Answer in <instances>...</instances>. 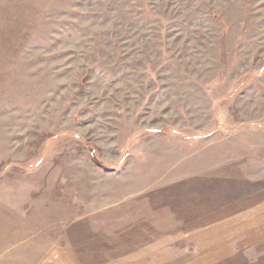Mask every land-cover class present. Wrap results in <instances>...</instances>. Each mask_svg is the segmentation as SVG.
Masks as SVG:
<instances>
[{
    "label": "rangeland",
    "instance_id": "374dc122",
    "mask_svg": "<svg viewBox=\"0 0 264 264\" xmlns=\"http://www.w3.org/2000/svg\"><path fill=\"white\" fill-rule=\"evenodd\" d=\"M256 202L264 0H0V264H264Z\"/></svg>",
    "mask_w": 264,
    "mask_h": 264
},
{
    "label": "crops",
    "instance_id": "0c3cea01",
    "mask_svg": "<svg viewBox=\"0 0 264 264\" xmlns=\"http://www.w3.org/2000/svg\"><path fill=\"white\" fill-rule=\"evenodd\" d=\"M261 223H264V202H256L252 205L243 207L241 210L230 216L220 219V221L210 225L211 227L208 228L206 232H209L213 238L214 232L220 230L221 233H224V231H226L229 232V234L228 236L223 237V239H228L233 235V232L236 234L240 233L242 236L243 234H251L255 227Z\"/></svg>",
    "mask_w": 264,
    "mask_h": 264
}]
</instances>
